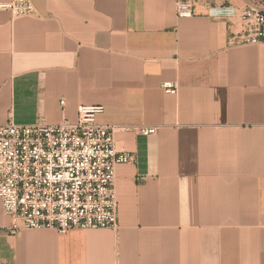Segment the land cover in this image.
<instances>
[{
	"label": "crops",
	"instance_id": "obj_1",
	"mask_svg": "<svg viewBox=\"0 0 264 264\" xmlns=\"http://www.w3.org/2000/svg\"><path fill=\"white\" fill-rule=\"evenodd\" d=\"M29 1L0 0V124L100 105L135 161L115 167V229L12 233L0 202V264H264V43L237 35L264 0L187 18L175 0Z\"/></svg>",
	"mask_w": 264,
	"mask_h": 264
},
{
	"label": "built area",
	"instance_id": "obj_2",
	"mask_svg": "<svg viewBox=\"0 0 264 264\" xmlns=\"http://www.w3.org/2000/svg\"><path fill=\"white\" fill-rule=\"evenodd\" d=\"M195 2L175 0V15L193 16ZM7 5L16 14L33 9L29 0ZM242 18L239 42L264 43V13L249 8ZM161 86L176 92L173 82ZM103 110L100 105H79L75 122L0 124V202L11 220L10 232L118 226L115 167L133 163L135 156L115 147L116 126L96 121ZM135 130L144 136L157 133V127L148 125Z\"/></svg>",
	"mask_w": 264,
	"mask_h": 264
}]
</instances>
